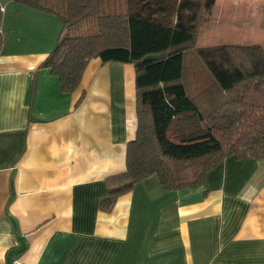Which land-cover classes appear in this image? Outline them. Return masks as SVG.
I'll return each instance as SVG.
<instances>
[{
	"label": "crops",
	"instance_id": "obj_1",
	"mask_svg": "<svg viewBox=\"0 0 264 264\" xmlns=\"http://www.w3.org/2000/svg\"><path fill=\"white\" fill-rule=\"evenodd\" d=\"M56 39L0 52V264H264V158L224 157L194 187L151 175L100 209L136 133L134 66L93 57L63 91L40 65Z\"/></svg>",
	"mask_w": 264,
	"mask_h": 264
},
{
	"label": "trees",
	"instance_id": "obj_2",
	"mask_svg": "<svg viewBox=\"0 0 264 264\" xmlns=\"http://www.w3.org/2000/svg\"><path fill=\"white\" fill-rule=\"evenodd\" d=\"M16 1L60 21L55 46L40 65L63 91L79 85L93 57L134 66L136 133L125 169L106 178L100 209L151 175L164 189L194 187L224 157L264 158V47L197 45L200 9L209 11L215 0H181L179 8L196 3L193 28L179 18L170 24L131 15L126 0ZM3 41L0 31V52ZM148 54L160 56L144 60Z\"/></svg>",
	"mask_w": 264,
	"mask_h": 264
},
{
	"label": "rangeland",
	"instance_id": "obj_3",
	"mask_svg": "<svg viewBox=\"0 0 264 264\" xmlns=\"http://www.w3.org/2000/svg\"><path fill=\"white\" fill-rule=\"evenodd\" d=\"M181 2V0H126L124 8L131 15L170 24L179 18L185 26L193 28L196 3L179 8ZM0 5H2L0 31L4 39L3 44L8 41V45L11 46L17 40H20V44L48 43L52 37L55 41L60 30V21L57 20L56 15H54L55 27L50 22L46 27H41L42 22L24 14L17 3L10 4L7 0H0ZM5 8L6 12H4ZM200 16L196 26V44L199 46L255 43L264 47V0H215L209 11L204 12L200 9ZM52 43L51 49L55 46V42ZM191 58L192 52H189L187 62H190ZM190 69L192 70V66Z\"/></svg>",
	"mask_w": 264,
	"mask_h": 264
},
{
	"label": "water",
	"instance_id": "obj_4",
	"mask_svg": "<svg viewBox=\"0 0 264 264\" xmlns=\"http://www.w3.org/2000/svg\"><path fill=\"white\" fill-rule=\"evenodd\" d=\"M160 55L159 54H148L146 56H144V60H148V59H155L158 58Z\"/></svg>",
	"mask_w": 264,
	"mask_h": 264
}]
</instances>
